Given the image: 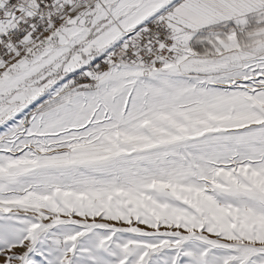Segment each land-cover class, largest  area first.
<instances>
[{
    "label": "snow or ice",
    "instance_id": "1",
    "mask_svg": "<svg viewBox=\"0 0 264 264\" xmlns=\"http://www.w3.org/2000/svg\"><path fill=\"white\" fill-rule=\"evenodd\" d=\"M0 264H264V0H0Z\"/></svg>",
    "mask_w": 264,
    "mask_h": 264
}]
</instances>
